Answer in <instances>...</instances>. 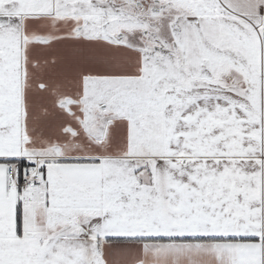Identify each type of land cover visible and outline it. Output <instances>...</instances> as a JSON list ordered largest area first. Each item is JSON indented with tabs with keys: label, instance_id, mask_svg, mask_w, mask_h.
<instances>
[{
	"label": "snow or ice",
	"instance_id": "6c2138e0",
	"mask_svg": "<svg viewBox=\"0 0 264 264\" xmlns=\"http://www.w3.org/2000/svg\"><path fill=\"white\" fill-rule=\"evenodd\" d=\"M0 264H264V0H0Z\"/></svg>",
	"mask_w": 264,
	"mask_h": 264
}]
</instances>
